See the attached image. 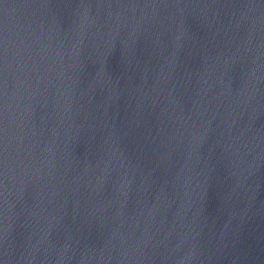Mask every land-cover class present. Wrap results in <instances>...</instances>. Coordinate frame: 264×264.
Returning a JSON list of instances; mask_svg holds the SVG:
<instances>
[{"label": "water", "instance_id": "obj_1", "mask_svg": "<svg viewBox=\"0 0 264 264\" xmlns=\"http://www.w3.org/2000/svg\"><path fill=\"white\" fill-rule=\"evenodd\" d=\"M0 264H264V0H0Z\"/></svg>", "mask_w": 264, "mask_h": 264}]
</instances>
